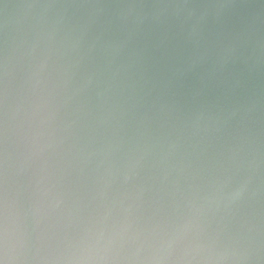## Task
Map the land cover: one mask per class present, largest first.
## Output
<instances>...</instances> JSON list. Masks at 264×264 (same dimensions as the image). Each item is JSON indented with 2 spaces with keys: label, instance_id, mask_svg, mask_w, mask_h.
<instances>
[{
  "label": "clouds",
  "instance_id": "clouds-1",
  "mask_svg": "<svg viewBox=\"0 0 264 264\" xmlns=\"http://www.w3.org/2000/svg\"><path fill=\"white\" fill-rule=\"evenodd\" d=\"M0 264H264V0H0Z\"/></svg>",
  "mask_w": 264,
  "mask_h": 264
}]
</instances>
